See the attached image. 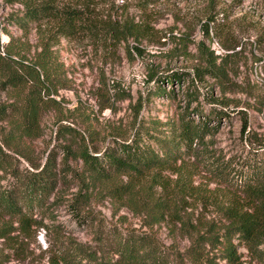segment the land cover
<instances>
[{
	"label": "trees",
	"instance_id": "1",
	"mask_svg": "<svg viewBox=\"0 0 264 264\" xmlns=\"http://www.w3.org/2000/svg\"><path fill=\"white\" fill-rule=\"evenodd\" d=\"M2 1L20 4L4 18L23 32L12 33L0 15V91H5L0 101V170L10 174L9 182L0 184L3 243L13 238L15 230L23 233L41 225L49 228L35 216L33 207L49 196L61 179L66 181L69 173H75L80 184L71 205L76 210L87 209L95 192L109 195L143 216L148 226L165 222L171 231L186 235L189 244L180 251L148 230L99 225L91 247L59 235L47 246V261L38 264H244L234 238L262 257L264 163L244 169L236 176L226 169L216 172L241 187L244 194L221 185L211 188L208 181L195 183L194 176L200 172L202 158L209 151L206 136L215 128L206 119L198 121L183 112L178 120L163 122L168 129H160L158 124L151 127L139 121L136 113L134 134L127 138L118 131L114 141L100 149L96 144L90 145L98 132L93 113L81 111L82 106L77 105L68 108V115L58 117L56 131L62 141L50 149L44 162L37 161L27 145L29 139L43 134L42 119L46 110L54 108L62 112L56 95L61 87L67 86L69 79L67 74H62L64 69L56 49L62 37L91 40L102 48L105 58L114 61L121 58V51L129 60L144 56L148 47L145 42L164 43L163 38L176 42L168 52L185 55L189 54L188 42L197 26L209 35L211 24L216 23L220 13L226 19L228 0H206L199 13L183 19L176 14L175 22L168 27L158 26L164 14L160 0H0V7ZM218 25L216 33L221 34L223 31ZM31 30L36 36L34 48L28 37ZM3 31L9 34L8 40L2 38ZM225 40H222L223 47L234 51L216 53L204 39L199 40L194 69L201 79L205 75L214 77L226 95L230 86L236 84L229 75L233 69L230 58L240 51L235 50L237 41L231 42L228 35ZM159 50L162 53L165 49ZM256 60L264 64V55ZM151 64L148 79L158 74L154 63ZM181 73L173 70L165 76L179 78ZM103 84L109 96L107 75ZM120 85L121 80L113 78L117 97L125 94ZM187 92L190 101L198 99L193 91ZM228 98L218 99L222 106L216 105L207 116H225ZM105 106L106 103L100 105ZM76 113L82 115L80 121L85 128L64 121ZM60 150L64 153L62 168L58 162ZM21 158L30 165L22 166ZM69 159H81L82 170L78 172L71 167ZM209 203L217 211L210 218L208 212L198 210L200 205L206 208ZM8 256L0 246V264ZM222 259L226 263H221Z\"/></svg>",
	"mask_w": 264,
	"mask_h": 264
},
{
	"label": "rangeland",
	"instance_id": "2",
	"mask_svg": "<svg viewBox=\"0 0 264 264\" xmlns=\"http://www.w3.org/2000/svg\"><path fill=\"white\" fill-rule=\"evenodd\" d=\"M160 1L159 6L164 14L159 19V27H168L175 22L176 14L179 19H183L199 13L206 2ZM228 4V16L222 19L223 13H220L216 23L212 22L209 35L202 32L200 25L196 27L188 42L189 54L185 55L168 52L176 42L163 38L166 39L164 43L145 42L148 47L144 56L129 60L121 51V58L114 61L105 58L102 48L91 40L62 37L56 44V49L58 60L62 62L64 69L62 74H67L69 78L67 86L61 87L56 95L61 101L62 112L54 108L46 110L42 119L43 134L27 141L29 151L37 161L44 162L50 149L62 141L58 139L56 131L58 117L68 115V108L73 109L77 105L82 106L81 111L85 109L93 113V124L98 132L97 138L90 145L96 144L100 149L113 142L118 131L127 138L131 137L135 131L136 113L138 120L146 125L154 127L158 124L157 128L159 126L160 129H168V125L163 122L169 119L178 120L186 112L187 117L198 121L206 119L209 126L215 127L213 133L206 136L209 151L202 158L200 172H196L194 176L195 183L208 181L211 188L221 185L235 190L237 194H244L241 187L233 185L216 172L226 169L236 176L244 169L264 163V64L261 60H256L264 55V0H228ZM18 7L20 4H6L4 1L0 7L1 19L15 35L23 34L22 29L15 23L9 24L4 15ZM178 23L181 25L180 20ZM217 25L223 31L221 34L216 33ZM226 35L231 42L237 41L235 50L240 52L230 58L233 69L229 75L236 84L230 86L231 90L225 95L215 83L214 77L205 75L204 78H199L194 66L198 61L197 46L201 39L216 53L234 51L223 47L222 40L226 41ZM28 37L34 48L35 31L31 30ZM2 38L8 40L9 34L3 31ZM159 48L165 50L160 53ZM151 63H154V69L158 73L154 79H148L147 74ZM173 70H180L181 76L173 79L165 76ZM105 75L109 81V96L103 84ZM113 78L121 80L120 86L125 89L123 97L115 95ZM187 91H193L199 96L198 99L190 101ZM222 96L229 97L227 101L230 103L224 106L227 114L222 118L208 117L206 113L209 110L216 105L222 106L218 100ZM3 97L5 91H0V101ZM101 103H106V106L101 108ZM81 116L78 113L70 114L64 121L85 128L80 121ZM63 156L64 153L60 150L58 162L61 168L64 165ZM21 163L22 166L30 165L24 158H21ZM69 165L80 172L83 161L69 159ZM9 176V172L0 170V184H7ZM67 179H61L56 189L33 207L35 216L42 219V223L50 229L41 225L23 233L15 230L12 232L13 238L6 243L0 238V246L9 254L3 264L46 262L49 255L47 246L56 241L59 235L82 241L91 247L95 243L94 236L99 225L102 228L116 227L121 230H148L180 251L188 246L186 235L171 231L165 222L148 226L143 216L136 214L128 205L114 201L109 195L95 192L87 209L76 210L71 205V200L79 190V179L75 173H69ZM198 210L208 212L209 218L217 213L211 203L206 208L200 205ZM234 241L244 264H264V253L261 257L257 251L253 252L237 238ZM260 246L264 248V244ZM221 263H226L225 259Z\"/></svg>",
	"mask_w": 264,
	"mask_h": 264
}]
</instances>
